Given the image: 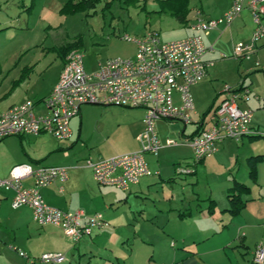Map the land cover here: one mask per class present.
<instances>
[{"label": "crops", "instance_id": "obj_1", "mask_svg": "<svg viewBox=\"0 0 264 264\" xmlns=\"http://www.w3.org/2000/svg\"><path fill=\"white\" fill-rule=\"evenodd\" d=\"M100 2L101 0L95 8ZM197 2V5L192 6L189 0L187 22L178 39L192 34L191 24L197 17L217 18L230 7L232 0ZM64 3L58 9L60 16H66L60 12ZM95 8L90 10L95 12ZM163 13L166 12L161 14ZM254 27L250 11L243 9L229 26L220 25L203 36L207 47L203 59L209 64L203 80L190 87L194 100L191 114H198L199 119L192 120L194 127L189 132L186 130L187 124L183 123L180 133L185 140L191 139L197 130V122L204 116L196 110L195 103H198L199 94L210 79V73L213 72L210 68L218 59L230 57L229 61L233 64L234 72L225 75L231 82L227 81L229 86L237 87L243 82L249 86L253 95L259 96L258 100L252 96L241 106L251 107L253 114L255 109L264 108V43L257 45L249 59L233 56L236 44L250 42ZM9 29L14 28L8 25L0 26V33L13 31ZM158 34L160 37V32ZM44 48L43 45L37 47L27 44L4 57L2 65L0 64V113L26 100L34 102L35 115L48 112L44 99L58 81L67 54L63 57L57 48L62 58L58 60L57 54L52 67L51 63L45 61L47 56ZM103 61L98 60L91 68H85L92 72ZM221 89L217 94H222ZM173 97L174 102L179 104V93L174 92ZM133 109H137L139 116L134 123L132 143L125 152L139 149L137 136L144 127V110ZM79 113L69 122L71 136L66 140L59 141L47 132L9 136L1 140L0 178L7 177L11 168L21 163L33 166H65L66 180L63 183L54 181L42 188L40 193L43 200L62 210H82L87 215L101 213L106 224L94 229L91 234L82 236L77 242H72L64 236L59 225H39L35 222L28 206L12 208L13 191L0 188V264H44L40 261L31 262L28 258H36L45 252L63 253L65 259L58 264H254L253 254L256 246L261 244L264 247V168L261 158L256 165V180L253 181L249 175L248 158L261 154L255 155L251 151L240 154L246 167L244 174L238 177L237 173H231L229 170L230 174L223 182L222 190H225V195L222 198L210 189L208 195L202 199L185 200L182 194L177 198L158 199V184H163L159 181L166 178L177 179L176 167H187L191 162L181 161L183 156L174 157L172 166L165 172L164 166L158 169L157 156L145 153V162L152 172L150 175L141 177L127 189L101 186L95 181L91 168L85 165V160L91 157L90 153L77 149L79 138L73 127L75 122L72 120L77 118ZM253 114L251 129L255 127ZM163 120L156 122L159 138L157 124ZM252 137L248 135L238 141H219L216 144L217 150L208 157L221 155L231 143L240 146L236 149H241ZM160 140L165 142L161 138ZM250 145L247 144L248 147ZM109 156L98 152L92 160ZM161 170L165 172V178ZM196 173L197 168L190 174ZM234 180L249 187V192L241 196L245 200L244 208L235 215L227 211L228 189ZM22 182L24 186H30L33 180L27 177ZM209 200H213L212 211L209 210Z\"/></svg>", "mask_w": 264, "mask_h": 264}, {"label": "built area", "instance_id": "obj_2", "mask_svg": "<svg viewBox=\"0 0 264 264\" xmlns=\"http://www.w3.org/2000/svg\"><path fill=\"white\" fill-rule=\"evenodd\" d=\"M243 9L250 11L255 27L249 43L234 46L233 56L249 59L257 45L264 43V0H232L230 7L217 18L197 17L191 24L192 34L177 40L163 42L155 30H149L140 37L126 34L122 38L136 45L135 55L108 58L92 72L86 70L81 50L71 49L58 81L44 99L48 112L35 115L32 100L9 107L0 113V141L9 136L44 132L59 141L66 140L71 136V118L79 113L81 105L87 103L142 108L144 127L137 136L139 149L85 160L99 185L127 189L141 177L152 173L145 162V153L157 154L163 145L177 143L172 139L162 143L156 131V122L161 119L180 120L184 124L192 122L194 100L190 87L203 80L209 64L203 59L207 51L203 36L220 25L229 26ZM174 92L179 93V104L174 102ZM252 96L259 99L243 82L237 87L223 86L221 101L203 116L200 131L188 140L195 161L212 155L219 141H238L254 134L250 127L253 109L241 106ZM66 170L65 166L17 164L7 177L0 178V188L13 191L12 208L28 206L39 225H59L68 240L77 242L106 222L101 213L87 215L82 210H62L43 200L40 190L54 181L63 183L67 178ZM178 171L190 172L184 167H178ZM27 177L33 180L30 186L23 185L22 181ZM64 259L61 252H45L36 258H28L31 262L44 264H58ZM263 262L264 247L258 244L253 263Z\"/></svg>", "mask_w": 264, "mask_h": 264}, {"label": "rangeland", "instance_id": "obj_3", "mask_svg": "<svg viewBox=\"0 0 264 264\" xmlns=\"http://www.w3.org/2000/svg\"><path fill=\"white\" fill-rule=\"evenodd\" d=\"M108 1L110 0H101L95 12L86 9L76 13H62L66 16H60L58 9L65 0H0V26L8 25L14 28L9 29L13 30L9 33H0V64L4 57L17 49L33 44L45 47V61L53 67L58 54L57 48L80 40L81 46L78 48L84 55V65L91 68L98 60L133 57L136 45L122 38L126 34L138 37L149 30H155L160 32L161 41L167 42L177 40L184 31L185 23H179L168 12L158 13L161 0H140L135 4L113 0L105 6ZM197 1L190 0V3L194 6L198 4ZM58 56L60 60L62 57L59 54ZM229 59L230 57L216 60L210 68L213 72L210 73L209 69L210 79L199 94L198 103H195L200 115L208 111L212 104L214 106L220 102L222 94L217 93L230 82L225 75L234 72ZM136 110L115 105L83 104L77 118L72 120L75 122L73 127L79 138L77 149L80 152H89L90 159H95L98 152L109 156L127 151L132 143L134 123L139 116ZM191 118L193 121L198 120L199 115L193 113ZM253 123L255 127L252 132L258 137L246 141L251 144L249 147L247 143L245 147L236 149L240 146L231 143L221 155L205 157L200 163L195 161L189 141L180 133L183 128L182 121L158 122V133L162 141L172 139L177 142L173 145H163L157 154H152L158 157V169L164 166L163 169L168 172L174 157L183 156L181 161L191 162L187 167L180 166L188 169L189 173L179 172L176 167L177 179L166 178L159 181L163 184H158V199L177 198L181 194L185 200L202 199L208 195L210 189L222 198L225 195L222 186L225 177L230 174L229 170L231 173H237L238 177L244 174L246 167L240 156L244 152L261 154L264 168V108L255 109ZM186 127L189 132L194 124L189 123ZM196 168L197 173L190 174ZM165 172L161 170L163 177Z\"/></svg>", "mask_w": 264, "mask_h": 264}, {"label": "trees", "instance_id": "obj_4", "mask_svg": "<svg viewBox=\"0 0 264 264\" xmlns=\"http://www.w3.org/2000/svg\"><path fill=\"white\" fill-rule=\"evenodd\" d=\"M113 0H110L105 3L107 6ZM140 0H124L126 4H135ZM99 2V0H66L62 8L60 9L61 13H76L78 11H84L86 9L95 8V5ZM159 13L168 12L172 17H174L179 23L187 22V15L189 13V0H161L160 8L158 9ZM81 46L80 40H75L73 42L67 43L61 46L58 50L64 57L71 49L78 48ZM211 109V108H210ZM209 109V110H210ZM208 110V111H209ZM208 111L204 112L205 115ZM203 118V117H202ZM202 120V119H201ZM201 120L197 122V130L193 133L191 138L196 136L201 129ZM253 137H258V135L252 134ZM262 155H256L248 158L249 165V175L253 181L256 180L257 162L260 161ZM201 161V160H200ZM249 192V187L243 183L233 181L232 186L228 189L227 198L229 201V207L227 209L228 212L235 215L239 213L245 205V200L242 199V195ZM210 201L209 210L213 209V200Z\"/></svg>", "mask_w": 264, "mask_h": 264}]
</instances>
